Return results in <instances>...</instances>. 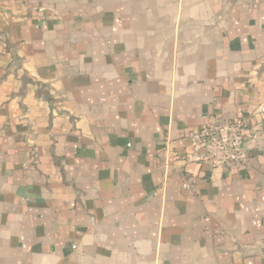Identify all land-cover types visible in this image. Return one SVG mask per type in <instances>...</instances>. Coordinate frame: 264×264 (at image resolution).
Returning a JSON list of instances; mask_svg holds the SVG:
<instances>
[{
	"label": "crops",
	"instance_id": "0c3cea01",
	"mask_svg": "<svg viewBox=\"0 0 264 264\" xmlns=\"http://www.w3.org/2000/svg\"><path fill=\"white\" fill-rule=\"evenodd\" d=\"M262 107L264 0H0V264H264Z\"/></svg>",
	"mask_w": 264,
	"mask_h": 264
},
{
	"label": "built area",
	"instance_id": "2783aa9c",
	"mask_svg": "<svg viewBox=\"0 0 264 264\" xmlns=\"http://www.w3.org/2000/svg\"><path fill=\"white\" fill-rule=\"evenodd\" d=\"M261 111L264 113V107ZM194 139L198 160L211 168L237 166L245 158L246 137L239 124L208 121L194 134Z\"/></svg>",
	"mask_w": 264,
	"mask_h": 264
}]
</instances>
